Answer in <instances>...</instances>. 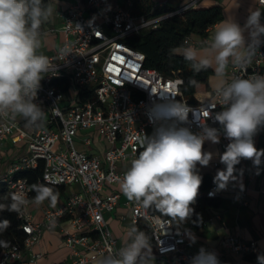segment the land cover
Returning a JSON list of instances; mask_svg holds the SVG:
<instances>
[{
    "label": "built area",
    "instance_id": "2783aa9c",
    "mask_svg": "<svg viewBox=\"0 0 264 264\" xmlns=\"http://www.w3.org/2000/svg\"><path fill=\"white\" fill-rule=\"evenodd\" d=\"M195 1L164 14L147 16L133 13L132 0H70L61 15L63 40L53 53L46 55L55 70L46 73L41 80L36 99L46 111L47 119L40 128L26 127L20 118L0 119V147L10 135L13 142L23 140L26 145V153L0 178L6 183L10 197L16 195L30 200L32 186L26 178H13V174L41 162L42 182L78 185L80 189L59 206L51 207L50 201L45 200L47 203L41 206L42 219L38 222L31 220L26 205L18 214L21 229L26 234L23 247L13 244L2 249L0 264L19 260L22 250L37 242L44 229L56 226L60 227L63 241L70 249V261L66 264H93L105 256H118V250L125 244L118 245L104 213L118 205L122 193L119 181L130 161L143 150L137 137L147 134L148 127H154L147 109L158 97L168 96L188 106L193 132L200 130L198 124L218 126L211 118L214 112L221 110L215 95L217 88L208 97L191 103L183 96L178 78L146 67L144 54L125 43L128 35L157 28L162 19L180 13ZM256 1L264 7V0ZM163 6L161 3L160 7ZM185 39L194 44L189 36ZM261 40L264 41V36ZM66 44L71 46L72 53L61 59L58 50ZM254 74L264 75V43L250 64L244 68L231 66L226 81ZM94 138L105 142L104 150L91 151ZM228 143L222 133L221 149L225 150ZM241 162L247 163L249 177L253 178L257 168L252 161ZM261 165H264V157ZM219 192L213 183L205 193L214 197ZM125 204L130 207L132 224H147L156 263L189 264L197 253L183 250L185 229L174 227L169 218L160 217L134 202ZM63 218L68 219V227L60 225ZM222 245L242 255H264V249L256 240L245 241L228 235ZM39 256L41 253L33 254L30 262L35 264Z\"/></svg>",
    "mask_w": 264,
    "mask_h": 264
},
{
    "label": "clouds",
    "instance_id": "9594fccd",
    "mask_svg": "<svg viewBox=\"0 0 264 264\" xmlns=\"http://www.w3.org/2000/svg\"><path fill=\"white\" fill-rule=\"evenodd\" d=\"M53 5L44 0H0V119L15 121L20 118L26 127L40 128L47 119L46 111L36 103L41 80L54 71L50 58L42 54L41 27L54 15ZM260 9L250 10L242 27L235 20L222 21L205 40V47L213 53L212 59L198 57L197 49L187 39L180 45L183 58L193 72L199 73L213 66L221 84L215 90L221 110L211 116V127L198 124L193 132L189 120V107L169 98L158 97L147 109L153 124L151 135L143 134L137 141L143 148L130 161V166L119 181L122 194L145 210L160 213L183 222L193 213L202 185L197 166L207 167L213 153L204 151V143L220 142L223 133L229 143L219 161L225 167L217 170L213 179L217 190L225 189L235 179L236 166L242 160H251L257 174L264 157V149H257L254 137L264 129V75L247 78L235 77L224 81L229 64L244 68L252 62L264 41V24ZM245 31L249 39H245ZM172 51V50H171ZM71 46L58 50L61 59L71 54ZM190 84L196 81L190 79ZM36 195L29 201L12 195L10 203L0 204V210L20 213L30 202L50 206L58 203L59 193L47 185H32ZM211 195V193H210ZM8 222L0 223V229ZM130 241L118 250V256H105L99 264H150L154 257L145 255L151 249L149 235L133 226ZM194 239V238H193ZM264 264V256L257 257ZM189 264H220L217 255L203 247L191 257Z\"/></svg>",
    "mask_w": 264,
    "mask_h": 264
},
{
    "label": "crops",
    "instance_id": "0c3cea01",
    "mask_svg": "<svg viewBox=\"0 0 264 264\" xmlns=\"http://www.w3.org/2000/svg\"><path fill=\"white\" fill-rule=\"evenodd\" d=\"M108 1L124 2L125 0ZM152 1L159 8H161V3H164L163 8H179L188 4L191 0ZM50 3L55 10L54 15L41 28L43 40L41 52L44 55L53 53L63 40L61 15L69 6L70 0H51ZM212 4H219L222 7V18L210 25L204 35L191 34L189 36L194 41L192 45L197 49L198 57L207 56L209 59H212L214 54L209 52L207 47H205V40L211 36L222 21L226 19L235 20L243 27L250 10L260 9L264 12V7L259 5L256 0H197L191 7H203ZM261 23L264 24V14H262ZM244 35L246 40L249 39L247 31H245ZM177 52L182 54L183 48L178 49ZM214 66L213 63V66L210 67L212 73L208 78L209 89L196 92L194 96L197 100L208 97L213 89L220 86L221 79L216 76ZM231 66L230 63L228 69ZM228 69L224 81L228 78ZM254 140L256 147L264 149V146H262V143H264V129L258 132ZM105 146L104 141L94 138L91 151H102ZM203 148L204 151L214 154L213 160L209 166L201 168L198 165L197 168L200 175L208 174L213 181L217 170L224 169L225 167L219 161V154H222L224 150L221 149L219 143L213 144L210 141H206ZM25 153V142L23 140L13 142V136H8L0 147V176L7 174L11 164ZM236 169L237 171L234 173L235 179L230 181L226 188L220 190L216 195L220 199L219 205L201 209L199 213V227L193 230H186V241L183 245V250L189 253H198L199 249L203 247L210 252H214L220 264H258V255H242L222 245L224 237L235 235L245 241L256 240L262 249H264V165L260 166L259 174H256L253 178L249 177V168L246 162H241L236 166ZM67 186L68 188L65 189L66 186H64L61 190L62 193L59 194L56 206L63 203L72 192L80 189L78 185ZM31 198L29 201H31ZM127 201V198L121 193L116 208L111 212L104 213L108 227L116 237L119 246H123L130 241V229L135 226L130 219V207L125 204ZM43 203H47V201ZM41 206L42 204L36 205L34 202L27 204L26 209L32 221L38 222L42 219ZM60 225L68 227V219H61ZM36 253H41V256L35 259V264L69 263L70 249L63 241L59 226L51 230L44 229L38 241L24 248L21 252V258L9 264H33L30 262V257ZM145 255L153 257L152 245L150 251ZM99 262L100 260H97L93 264H99ZM150 264L158 263L155 260H151Z\"/></svg>",
    "mask_w": 264,
    "mask_h": 264
},
{
    "label": "trees",
    "instance_id": "16d2710c",
    "mask_svg": "<svg viewBox=\"0 0 264 264\" xmlns=\"http://www.w3.org/2000/svg\"><path fill=\"white\" fill-rule=\"evenodd\" d=\"M51 0H44L45 3ZM133 13L155 16L164 14L176 8H159L154 5L152 0H132ZM222 18V7L219 4H212L203 7H190L180 13L165 17L160 25L155 29L142 30L137 34H131L125 37V43L139 51L145 56V66L154 68L164 76H172L179 79V88L183 96L191 103H196L195 93L209 89L208 78L212 73L210 67L207 70L195 73L191 70L190 65L184 60L183 55L178 53L180 45L185 37L191 34L204 35L206 29L218 22ZM42 28V27H41ZM172 50V51H171ZM196 81L190 84L189 80ZM264 146V143H262ZM42 163L31 169H23L15 172L13 178H26L32 185H47L55 191L60 192L64 186L51 185L42 182L41 179ZM202 185L199 189L200 194L197 196L194 204L191 205L193 213L190 218L180 222L166 216L155 209H150L160 217L169 218L174 227L185 230H193L199 227V213L201 209L216 207L220 203L217 196L209 197L206 190L213 184L208 174L201 175ZM31 197L36 195L32 188ZM10 203V192L6 183L0 178V204L7 205ZM7 221L8 226L0 229V251L8 248L13 244L23 247L26 234L21 229V219L18 213L7 210H0V223ZM139 230L146 232L151 238L150 230L144 222L135 224ZM152 242V238H151Z\"/></svg>",
    "mask_w": 264,
    "mask_h": 264
},
{
    "label": "rangeland",
    "instance_id": "374dc122",
    "mask_svg": "<svg viewBox=\"0 0 264 264\" xmlns=\"http://www.w3.org/2000/svg\"><path fill=\"white\" fill-rule=\"evenodd\" d=\"M146 132H147V134L148 135H151L152 134V132H153V127H148L147 129H146ZM78 148H80V145L79 146H77ZM66 188H68V186H66L65 187V189ZM76 189V188H75ZM59 194H61L62 192L60 191V192H58ZM64 193V192H63Z\"/></svg>",
    "mask_w": 264,
    "mask_h": 264
}]
</instances>
